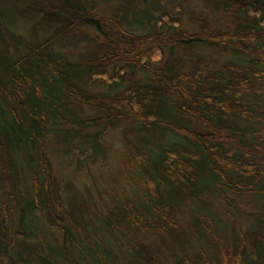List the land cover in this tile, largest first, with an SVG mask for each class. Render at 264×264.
Instances as JSON below:
<instances>
[{
	"label": "trees",
	"instance_id": "16d2710c",
	"mask_svg": "<svg viewBox=\"0 0 264 264\" xmlns=\"http://www.w3.org/2000/svg\"><path fill=\"white\" fill-rule=\"evenodd\" d=\"M204 1L214 17L183 23L165 0H0V264H165L141 230L178 243L168 264H264V0ZM121 122L176 139L145 144L135 189L84 224L52 155L105 161ZM244 194L260 205L247 231L211 214L191 239L178 229L189 199L233 219Z\"/></svg>",
	"mask_w": 264,
	"mask_h": 264
},
{
	"label": "rangeland",
	"instance_id": "374dc122",
	"mask_svg": "<svg viewBox=\"0 0 264 264\" xmlns=\"http://www.w3.org/2000/svg\"><path fill=\"white\" fill-rule=\"evenodd\" d=\"M146 2L148 3V1ZM115 5L116 3H112L111 6L106 7V9L114 11ZM139 5L141 8L143 7L142 2ZM165 5H167L168 12L174 16L181 17L183 23L190 22L189 13L191 11H201L209 17H214L215 14L213 4L204 0H189L184 3L183 7L170 0H165ZM166 55L169 56L168 50H166ZM147 137L146 133L137 128L136 125L121 122L105 136L106 140L111 143V147L115 148V152L113 154H107L105 161L97 160L90 163L88 167L81 166L82 168L79 170L75 167V162H73L72 165L67 163L68 156L62 153H54L52 155L58 167H60V161L63 164L64 168L62 167L60 171H62L64 178L67 179L66 181H69L73 186L71 190L75 192L74 194L78 201L76 205L78 211L77 215L81 217L84 224L94 222L99 217V212H105L110 209L111 202H115L116 199L125 196L131 188H133V190L135 189L136 181H139V178L137 176L136 166L134 165L136 159L141 158L143 154L142 150L146 153L148 148L146 149L145 144L151 143V145L160 148L168 146L176 139V136L169 130L154 139H148ZM134 157H136V159ZM59 159L60 161L58 162ZM235 200L234 207H231V210H233L231 214L233 219L228 214L230 207L225 200L219 199L211 207H206L200 204L198 200L189 199L185 205L175 210L174 220L178 222V229L182 232L183 229H185L184 234L189 236L190 239L193 237L191 233L193 232L195 222L198 221L199 225H204V220L206 221L208 214H211V217L214 215L215 219H218L217 222L222 221L227 223V228L224 233H229L236 227L247 231L254 223L253 216L250 214L259 212L260 210L259 202L256 197L254 198L253 195L249 194L236 197ZM55 212L58 214V211ZM40 214L41 213H39V215ZM61 223L64 224L63 219ZM215 226L218 227L217 224ZM43 227L45 230L41 229V233L44 234L47 239L55 241L58 235V229L56 227L54 228L49 223V220H46ZM104 230L105 234L108 236L111 229L104 228ZM162 235L163 236L160 237L146 230H141L139 232L134 231L132 234L139 244L151 248L153 250L152 253L158 255L160 260L164 257L166 259L165 264H168L170 261L167 258L170 256L171 260L173 259L168 251L172 247H177L175 244L178 243L175 241L173 242L171 236L167 234L164 235L163 233ZM201 243L202 240L197 239L191 243L185 244L183 247L187 253L195 254L197 253L196 251L200 249ZM123 248H125V246H123ZM179 251L184 250L179 249L178 252ZM153 256L156 257L155 255ZM147 263L151 264L149 261H147Z\"/></svg>",
	"mask_w": 264,
	"mask_h": 264
}]
</instances>
